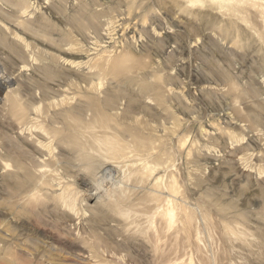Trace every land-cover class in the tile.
Instances as JSON below:
<instances>
[{
    "label": "rangeland",
    "instance_id": "1",
    "mask_svg": "<svg viewBox=\"0 0 264 264\" xmlns=\"http://www.w3.org/2000/svg\"><path fill=\"white\" fill-rule=\"evenodd\" d=\"M1 75L0 264H264V0H0Z\"/></svg>",
    "mask_w": 264,
    "mask_h": 264
},
{
    "label": "bare ground",
    "instance_id": "2",
    "mask_svg": "<svg viewBox=\"0 0 264 264\" xmlns=\"http://www.w3.org/2000/svg\"><path fill=\"white\" fill-rule=\"evenodd\" d=\"M6 82H8V81L4 80V78L1 75L0 76V92L2 91L1 88L3 86H5ZM80 181H81V184L83 186V189L86 190V192L91 191V193H93V195H95V194L101 195L102 194L103 190L101 189V187L97 183H94L93 181L88 180L87 178L85 179L84 177L81 178Z\"/></svg>",
    "mask_w": 264,
    "mask_h": 264
}]
</instances>
